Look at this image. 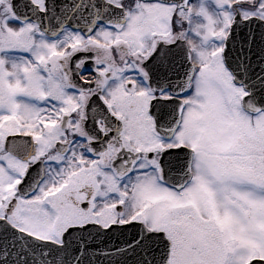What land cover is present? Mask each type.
Instances as JSON below:
<instances>
[{"label":"snow or ice","instance_id":"snow-or-ice-1","mask_svg":"<svg viewBox=\"0 0 264 264\" xmlns=\"http://www.w3.org/2000/svg\"><path fill=\"white\" fill-rule=\"evenodd\" d=\"M0 264H264V0H0Z\"/></svg>","mask_w":264,"mask_h":264}]
</instances>
